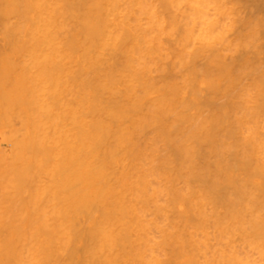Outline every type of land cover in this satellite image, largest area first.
I'll list each match as a JSON object with an SVG mask.
<instances>
[{"label":"bare ground","instance_id":"obj_1","mask_svg":"<svg viewBox=\"0 0 264 264\" xmlns=\"http://www.w3.org/2000/svg\"><path fill=\"white\" fill-rule=\"evenodd\" d=\"M239 7L0 0L21 87L0 92V264H264V65Z\"/></svg>","mask_w":264,"mask_h":264},{"label":"rangeland","instance_id":"obj_2","mask_svg":"<svg viewBox=\"0 0 264 264\" xmlns=\"http://www.w3.org/2000/svg\"><path fill=\"white\" fill-rule=\"evenodd\" d=\"M232 1H233V0H232ZM234 1H235L236 3H238V7L240 6V7H239V11L241 10V12H239V13L241 14V17L244 15L243 17L246 19V17H249L248 15H250V18H251V17L253 18V19H252V18H251V19L249 18L250 20L254 21V23H256V24H257V22H258V24H257V29L259 28V29H258L259 32H258V35H257V36H259V37H257V39H258V38H259V39H262V38L264 39V37H263V36H264V31H263L264 28H263V27H260V25H261L262 23L264 24V22L261 21L262 19H264V18H263V17H264V16H263L264 13L262 14V12H264V9L261 8V7H264V2L260 0V1H261V4H260V1H259V0H258V1H256V0H252L254 3H253L251 0H247V1H246V0H234ZM262 2H263V3H262ZM257 3H258V4H257ZM240 4H241V5H240ZM249 4H250L252 7H251ZM258 5H259V6H258ZM260 5H261V6H260ZM262 5H263V6H262ZM254 6H255V8H254ZM243 7H244V10H242ZM245 8H246L247 10H246ZM250 8L253 9V10H251ZM258 9H261V11H260V10L258 11ZM262 9H263V11H262ZM242 11H243V12H242ZM247 11L250 12V14L248 13V15H246V14H247ZM253 12H254V13H253ZM260 14H261L262 16H261ZM257 15H258V16H257ZM256 16H257V18H256ZM260 16H261V17H260ZM254 17H255L257 20H256ZM259 17L261 18V20L259 19ZM249 19H246V20H249ZM254 19H255V20H254ZM258 20H260L262 23L260 22V24H259V21H258ZM255 21H257V22H255ZM263 24H262V25H263ZM243 25H244V26H247V27H244V26L242 27V25H240L239 28H240V29L242 28L241 30H243V32L245 31V32H244L245 34L249 33V32H250V26H249V24H248V25H247V24H243ZM262 25H261V26H262ZM258 26H259V27H258ZM246 30H247V31H246ZM261 31H262V33H261ZM243 32H242V33H243ZM261 34H263V35L261 36ZM231 36H233V34H232ZM260 37H262V38H260ZM259 39H258V40H259ZM258 40H257V43L253 42V46L250 44V48L252 47L253 49L255 48V49H258V50H257V51H254L253 49L251 50L250 48H249L248 50H249V55H250V56L252 55V58H254V61H255L256 58H258V59H256V62H257V60H258V63H260L259 60H261V59L263 60V62H262V60H261V63H262V66H263V65H264V59H263L264 57H262V56H264V54H263L264 52H263L262 54L260 53L261 55H259V54H257V53H259V52H261V51L264 50V40H262L263 43H262L261 41L258 42ZM255 41H256V40H255ZM2 43H3V42H2ZM254 43H255L256 45H255ZM260 43H261V44H260ZM0 44H1V43H0ZM258 44H260V46H262L263 49H262L261 47H260V49H259V48H258V47H259ZM256 47H257V48H256ZM2 48H3V47H2ZM3 50L6 51L5 49H3ZM3 50H2V51H3ZM9 50H10V49H9ZM9 50H7V51H9ZM260 50H261V51H260ZM12 52H14V51H12ZM254 52H255V53H254ZM8 53H9V54L6 55V57H5L4 55H2V56H3L5 59H6L7 56H8V58H9V62H8L7 59L3 62L4 58L1 57V63L3 62V63L5 64V62L7 61V62H8V65H9V63H11L10 60L13 61V60H12L13 58L11 57V55H13L15 52H14L13 54H10V52H8ZM18 53H19V52H16V53H15L16 57H15L14 55H13V56H14L15 58H17V54H18ZM21 54H23V53L20 52V55L18 54V56H19V57L21 56V58H22L23 55H21ZM30 54H31V53H30ZM30 54H29V55H30ZM32 54H33V53H32ZM32 54L30 55L31 57H32ZM254 54H255V55H254ZM9 55H10L11 58L9 57ZM25 55H26V54H25ZM25 55H24V56H25ZM253 55H254V56H253ZM0 56H1V51H0ZM30 56H27V57H30ZM35 56H36V55H35ZM259 56H260L261 58H259ZM33 57H34V56H33ZM15 58H14V60H15ZM252 58H251V59H252ZM19 59H20V58H19ZM19 59H18V60L16 59V60L19 62ZM29 59H30V58H29ZM7 62H6V63H7ZM14 63H15V62H13V65H12V66L14 67V68H12V71L15 72V71H16V70H15V67H16V66L14 65ZM19 63H20V62H19ZM4 64H3V65H4ZM15 64H16V63H15ZM23 64H24V63H23ZM3 65L1 64V66H3ZM21 65H22V64H21ZM21 65H20V66H21ZM26 65H27V64H26ZM18 66H19V65H18ZM20 66H19V67H20ZM24 66H25V65H24ZM5 67H6V69H5ZM8 67H9V66H8ZM10 67H11V66H10ZM10 67H9V68H10ZM19 67H18V68H19ZM22 67H23V65H22ZM22 67L20 68L22 71L19 70V69L17 68V71L19 70V71H18L19 73L23 72V69H24V68H22ZM25 67H26V66H25ZM0 68H1V70L3 71V73H5V74H6V72H7L8 69H9V68L7 69V65H6V64L4 65V67H0ZM2 68H4V69L7 70V71L5 72L4 69H2ZM27 68H28V67H27ZM1 70H0V74H1V75H4V74L1 73ZM26 70H27V69H26ZM28 70H29V69H28ZM28 70H27V71H28ZM30 70H31V69H30ZM17 71H16V72H17ZM31 71H32V70H31ZM34 71H35V69H34ZM59 71H61V70H59V69L57 68L56 72H59ZM9 72H11V69H10ZM16 72H15V73H16ZM11 73H13V72H11ZM15 73H14V74H15ZM29 73H31V72H29ZM14 74H12V75H14ZM22 74H23V76H25L24 73H22ZM22 74H19V75H22ZM25 74L27 75L26 71H25ZM36 74H37V73H36ZM36 74H35V75H36ZM7 75H8V72H7ZM9 75H11V74H9ZM28 75H29V74H28ZM33 75H34V72H33V74L30 75V77H29V76H27V77L32 78ZM58 75H59V74H58ZM16 76H17V75H16ZM31 76H32V77H31ZM7 77H9V76H7ZM10 77H12V76H10ZM10 77H9V78H10ZM14 77H15V76H14ZM19 77H20L19 80H20V81H23V80H21V79H23V77H22V78H21V76H19ZM27 77L25 76V79H26ZM0 79H1V80L3 79L4 82H5V84H3V85H2L3 82H2V83L0 82V84L2 85V86L0 85V87L6 86L5 88L3 87V89L0 88V92H1V90H3V92H4L5 89H6L7 92H9V91H8L9 88H8L7 85H6L7 83H8V84H9V83H12V84H10V85H13V84L15 83V85H14V86H15V89H16V88H17V89L19 88L18 91L21 90V87H20V85H19L20 82L17 80L18 77L15 78L16 81H18V83H17L15 80H14V83H13V82H12L11 80H9L8 78H3V77H1V76H0ZM7 79H8V80H7ZM10 79H12V78H10ZM56 79H57V78H56ZM56 79H55V80H56ZM1 80H0V81H1ZM29 80H30V79H29ZM29 80H28V81H29ZM57 80H59V79H57ZM62 80H63V79H62ZM7 81H8V82H7ZM10 81H11V82H10ZM26 81H27V79H26ZM28 81H27V82H28ZM59 81H60V80H59ZM59 81H58V82H59ZM63 81H64V80H63ZM30 82H31V80H30ZM52 82H53V81H52ZM56 82H57V81H55V83H56ZM60 82H62V81H60ZM16 83H17L18 87L16 86ZM21 83L24 84V85L22 84V89H23V91H21V92L23 93V92H24V89H26L25 87H27V86H25V85H28L29 82H28L27 84H26V82L24 83V81L21 82ZM53 83H54V82H53ZM63 83H64V82H63ZM58 84L60 85V87H61V85L63 86V84H60V83H58ZM14 86H13V87L11 86V87H12V91L14 90V89H13ZM54 86H56V84H55ZM54 86H52V87L50 88V89H52V91H53V88L55 89ZM9 87H10V86H9ZM23 87H24V88H23ZM56 87H58V85H57ZM60 87H59V88H60ZM29 88H30V86H29ZM63 88H64V87H63ZM63 88L61 87V89H63ZM30 89H31V88H30ZM61 89H59L60 92H62ZM64 89H65V88H64ZM9 90H10V89H9ZM28 90H29V89H28ZM59 90H58V92H59ZM12 91H10V92H12ZM15 91H16V90H14V92H15ZM18 91H16V92L19 93L20 91H19V92H18ZM50 91H51V90H50ZM50 91L48 90L49 93H50ZM52 91H51V92H52ZM14 92H12V93H14ZM16 92H15V94H14L13 96L18 95ZM30 92H31V91H30ZM30 92H28V91L26 90L25 93L22 94V95H24L25 98L22 97L21 94H20V96L22 97V99H24V100L26 101L27 98L29 99V97H26V95H27V93H30ZM53 92H54V91H53ZM64 92L66 93V91H64ZM4 93H6V92H4ZM12 93H10V96H12V95H11ZM6 94H8V93H6ZM47 94H48V93H47ZM57 94H61V93H57ZM8 95H9V94H8ZM55 95H56V93H55ZM55 95L53 96V98L55 97ZM61 95H63V92H62ZM65 95H66V94H65ZM3 96H5V95L3 94ZM20 96L18 95V97H20ZM27 96H28V95H27ZM43 96H46V93H44ZM49 96H51V95H49ZM49 96H48V97H49ZM16 97H17V96H16ZM21 97H20V100H21ZM48 97L46 96V98H47L48 101H49V98H48ZM51 97H52V96H51ZM8 98H10V97L8 96ZM57 98H60V97H57V95H56L55 99H57ZM61 98H62V97H61ZM0 99H1V97H0ZM6 99H7V96H6ZM1 100L4 101L5 99H1ZM1 100H0V101H1ZM15 100H16V98L13 97V98L9 99V101L7 100V101H8L7 103H12V101H13V102H16L17 100H18V102H20L19 99H17L16 101H15ZM58 100H60V99H58ZM1 102H2V101H1ZM1 102H0V103H1ZM4 102H5V101H4ZM4 102H2V105H3V106H6L5 104H3ZM21 102H22V101H21ZM21 102H20V104L23 106V102H22V103H21ZM49 102H50V101H49ZM51 102H52V101H51ZM12 104H14V103H12ZM12 104H11V105H12ZM16 104H17V105H16ZM26 104H28V103H26ZM2 105L0 104V107H2ZM11 105H10V107H11ZM15 105H16L17 107H20V106H21V105H19V104L16 102L14 105H12L13 108L16 107ZM7 106H8V105H7ZM7 106H6V107H7ZM22 106H21L20 108L23 109ZM24 106L26 107V108L24 107V108H25L24 111H26V109H28V107H27L26 105H24ZM17 107H16V108H17ZM20 108H19V109H20ZM1 109H2V108H0V110H1ZM6 109H7V108H6ZM19 109H18V111H19ZM2 110H3V109H2ZM2 110H1V111H2ZM11 110H12V109H11ZM11 110H9V111L11 112ZM14 110H15V109H13V111H14ZM6 111H7V110H6ZM22 111H23V110H22ZM4 112H5V109H4ZM4 112H3V113H4ZM7 112H8V111H7ZM14 112L16 113V111H14ZM26 112H27V111H26ZM8 113H9V112H8ZM11 113H12V112H11ZM9 114H10V113H9ZM13 114H14V113H13ZM13 114H12V115H13ZM17 114L19 115V113H17ZM20 114H21V112H20ZM0 115H1V114H0ZM12 115L10 116L11 118L13 117ZM14 115H15V114H14ZM22 115H23V114H22ZM24 115H25V114H24ZM24 115H23V116H24ZM15 116H16V115H15ZM15 116H14V118L16 119ZM27 116H28V112H27ZM1 118H2V117H1ZM3 118H4V117H3ZM5 118H6V117H5ZM11 118H10V119H11ZM18 118H19V117H18ZM7 119H8V118H7ZM12 119H13V118H12ZM12 119H11V120H12ZM21 119H22V118H21ZM21 119L19 118L18 120L21 122V121H22ZM23 119H24V118H23ZM26 120H28V119H26ZM1 121H2V123H0V124H2V125H3V124H6V123L8 122V121H6V119H5L6 123H5V121H3L2 119H1ZM9 121H10V120H9ZM3 122H4V123H3ZM14 122H16V121L14 120ZM14 122H13V123H14ZM20 122H19V123H20ZM24 122H25V121H24ZM24 122H23V124H24ZM19 123H16V125L19 124ZM8 124H9V123H8ZM21 124H22V123H21ZM21 124H19V125H21ZM23 124H22V125H23ZM0 127H1V126H0ZM9 127H10V126H9ZM18 127H19V126H18ZM18 127H17V128H18ZM5 128H6V127H5ZM19 128H20V127H19ZM19 128H18V129H19ZM9 129H10V128H9ZM21 129H22V128H21ZM21 129H20V130H21ZM7 141H8L7 138H5L4 146H7ZM5 178L8 179V176H5L4 179H5ZM1 179H2V178H1ZM8 180H10V179H8ZM1 181H2V180H1ZM4 181H6V180H4ZM8 182H9V181H8ZM3 183L5 184V182H3ZM10 183H11V181H10ZM4 184H3V185H4ZM6 184H7V182H6ZM3 185H2V187H3ZM5 186L7 187V186H9V185H5ZM5 186H4V188H6ZM10 186H11V185H10ZM10 186H9V187H10ZM11 187H12V186H11ZM11 187L9 188V190L11 189ZM7 188H8V187H7ZM5 190L7 191V189H5ZM5 190H3V188H2V191H1V192H4ZM1 192H0V194H1ZM5 193H6V192H5ZM1 196H4V193H2V195H0V199H1ZM2 198H3V197H2ZM4 200H5V198H4ZM0 201H2V199H1Z\"/></svg>","mask_w":264,"mask_h":264}]
</instances>
